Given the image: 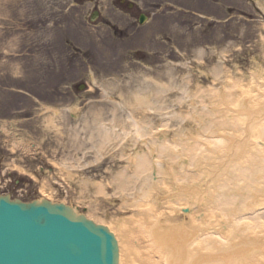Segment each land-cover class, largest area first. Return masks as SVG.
Masks as SVG:
<instances>
[{
  "label": "rangeland",
  "instance_id": "rangeland-1",
  "mask_svg": "<svg viewBox=\"0 0 264 264\" xmlns=\"http://www.w3.org/2000/svg\"><path fill=\"white\" fill-rule=\"evenodd\" d=\"M182 1L200 4L176 20L181 8L171 0H0V196L32 202L44 189L82 214L135 228L151 205L120 188L131 181L130 159L122 156L136 151L130 146L134 141L115 142L97 161L92 143L84 142L85 118L93 124L100 114L96 119L111 127L118 90L127 96L146 89L150 76L208 86L212 76L201 72L221 60L231 71L241 69L246 79L256 64L264 68V0ZM94 12L99 16L93 22ZM141 14L148 17L143 25ZM108 91L116 94L112 102ZM167 94L166 111H179L181 92ZM163 112L153 114V126L162 124ZM116 114L118 124L128 115L123 109ZM79 131L81 139L75 137ZM16 144L23 146L15 149ZM161 190L154 202L160 211L168 200Z\"/></svg>",
  "mask_w": 264,
  "mask_h": 264
},
{
  "label": "bare ground",
  "instance_id": "bare-ground-1",
  "mask_svg": "<svg viewBox=\"0 0 264 264\" xmlns=\"http://www.w3.org/2000/svg\"><path fill=\"white\" fill-rule=\"evenodd\" d=\"M171 1L181 8L176 20L183 19L185 9L196 11L200 4ZM208 71L201 72L205 78L212 76L208 86H191L183 77L186 83L182 84L173 77L169 82L142 77L146 89L127 96L122 89L116 93L120 103L114 107L111 127L106 120L96 119L103 118L100 114L93 124L85 118L84 142L92 143L97 161L111 152L115 142L125 146L130 139L134 141L130 146L136 151L127 156L125 151L122 156L130 159L131 181L127 179L120 188L129 190L126 196L131 199L141 195L151 205L135 220V228L84 214L115 234L119 264H264V68L256 64L246 79L241 69L231 71L221 60ZM175 89L183 95L176 98L179 111L168 113L167 93ZM116 94L108 91L105 97L111 101ZM120 109L128 115L118 124L116 111ZM164 110L162 124L153 126V114ZM139 112L142 117L136 116ZM59 114L57 109L52 112L53 117ZM81 132L75 137L81 139ZM85 156L77 162L82 163ZM158 188H162L163 200L168 199L162 211L154 205ZM99 190L105 194L104 186ZM41 198L81 213L67 199L54 201L44 189Z\"/></svg>",
  "mask_w": 264,
  "mask_h": 264
},
{
  "label": "water",
  "instance_id": "water-1",
  "mask_svg": "<svg viewBox=\"0 0 264 264\" xmlns=\"http://www.w3.org/2000/svg\"><path fill=\"white\" fill-rule=\"evenodd\" d=\"M74 210L1 196L0 264H119L115 235Z\"/></svg>",
  "mask_w": 264,
  "mask_h": 264
}]
</instances>
